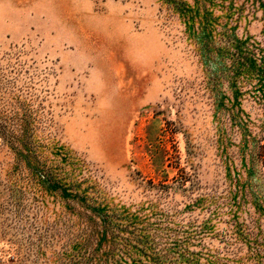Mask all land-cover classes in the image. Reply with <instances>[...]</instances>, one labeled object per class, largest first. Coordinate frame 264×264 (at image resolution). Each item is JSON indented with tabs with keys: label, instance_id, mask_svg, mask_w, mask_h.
Returning a JSON list of instances; mask_svg holds the SVG:
<instances>
[{
	"label": "rangeland",
	"instance_id": "1",
	"mask_svg": "<svg viewBox=\"0 0 264 264\" xmlns=\"http://www.w3.org/2000/svg\"><path fill=\"white\" fill-rule=\"evenodd\" d=\"M0 264H264V0H0Z\"/></svg>",
	"mask_w": 264,
	"mask_h": 264
}]
</instances>
